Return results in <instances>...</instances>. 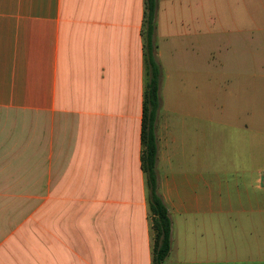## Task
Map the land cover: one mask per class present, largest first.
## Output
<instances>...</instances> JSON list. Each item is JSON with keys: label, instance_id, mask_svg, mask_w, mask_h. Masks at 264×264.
<instances>
[{"label": "crops", "instance_id": "1", "mask_svg": "<svg viewBox=\"0 0 264 264\" xmlns=\"http://www.w3.org/2000/svg\"><path fill=\"white\" fill-rule=\"evenodd\" d=\"M144 12L145 0H0V264H152ZM156 43L163 80L192 81L203 52L211 88L201 116L161 91L164 264H264V0H158ZM214 73L229 88L221 114ZM181 130L210 145L185 150Z\"/></svg>", "mask_w": 264, "mask_h": 264}, {"label": "trees", "instance_id": "2", "mask_svg": "<svg viewBox=\"0 0 264 264\" xmlns=\"http://www.w3.org/2000/svg\"><path fill=\"white\" fill-rule=\"evenodd\" d=\"M158 0H145L143 48L145 91L142 117V169L146 176L148 203L153 230V262L164 264L171 251L172 221L159 192L157 173V121L162 108L161 85L163 71L157 58L156 17Z\"/></svg>", "mask_w": 264, "mask_h": 264}, {"label": "rangeland", "instance_id": "3", "mask_svg": "<svg viewBox=\"0 0 264 264\" xmlns=\"http://www.w3.org/2000/svg\"><path fill=\"white\" fill-rule=\"evenodd\" d=\"M204 53H199L198 55V71L196 75L192 74V81H189V74H173L170 80H163L162 85V95L164 98H169L170 100H175V110L178 112H188L192 108V112H196L199 116L205 115L204 112L207 111L206 109V98H211L210 96H206V92L208 89L209 84V77L207 78L206 75V69H205V62H204ZM213 81L214 91L215 93L220 92L217 96L212 97L211 103H217L218 105H213V109L215 110V114H221L223 112V105H226V103L223 101V93L221 91L228 92L229 88H226L224 79L222 77V74L220 73H214L213 77L211 79ZM212 86V87H213ZM179 102V104H178ZM224 102V103H222ZM226 102L231 103V97ZM222 103V104H221ZM230 105V104H228ZM227 110H230L228 106ZM211 108V106L208 105V109ZM211 111V109H210ZM188 124V123H187ZM195 127H193V131H198L201 133H204L206 130V126L204 122H196L193 123ZM199 124V125H198ZM201 124V125H200ZM199 133L197 136H195L194 132H187V130L184 132L181 130L177 132L179 135V146L185 148V150H188L189 148V141L195 140L197 138L199 140V146L200 148H206L210 145V135L209 133L205 135L206 140L203 138L204 134ZM220 141V138H219ZM231 146V145H230ZM220 147V143L217 144V148ZM203 154H199L200 157H202ZM264 193V191H263Z\"/></svg>", "mask_w": 264, "mask_h": 264}]
</instances>
